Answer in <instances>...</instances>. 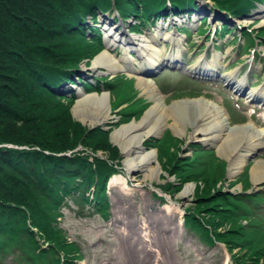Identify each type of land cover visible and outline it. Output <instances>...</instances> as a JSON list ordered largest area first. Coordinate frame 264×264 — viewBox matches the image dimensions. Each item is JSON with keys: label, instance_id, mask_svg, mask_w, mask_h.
I'll return each mask as SVG.
<instances>
[{"label": "trees", "instance_id": "trees-1", "mask_svg": "<svg viewBox=\"0 0 264 264\" xmlns=\"http://www.w3.org/2000/svg\"><path fill=\"white\" fill-rule=\"evenodd\" d=\"M211 1L235 16L264 2ZM190 7H196L194 0H0V264H79L81 249L57 220L64 199L77 194L78 203L107 211V182L120 171V152L109 141L111 126L105 130L75 121L70 114L74 98L55 92L73 82L81 63L89 64L103 48L97 14L116 9L122 19L147 25L165 15L163 9ZM95 80L108 90L113 110L127 104L118 112L120 121L141 115L146 103L135 99L133 79L118 74ZM180 142L168 131L145 140L177 180L160 187L172 192L186 182L200 183L196 206L185 210V224L206 242L222 241L231 253L238 248L244 256L239 264H255L264 256V196L222 191L217 183L226 164L198 144H190L191 155L178 156L171 149ZM240 178L247 187L246 170ZM227 223L230 227L221 232Z\"/></svg>", "mask_w": 264, "mask_h": 264}, {"label": "rangeland", "instance_id": "rangeland-1", "mask_svg": "<svg viewBox=\"0 0 264 264\" xmlns=\"http://www.w3.org/2000/svg\"><path fill=\"white\" fill-rule=\"evenodd\" d=\"M263 14L264 13H260L254 16L244 17L246 19L237 21V23L232 27L235 28L238 25L242 28H249V30L254 28L255 31L258 28H264V24H261L262 20L264 21ZM112 15H110L109 18H105L102 15L98 16L97 26L102 31V38L105 44L108 45V43H112L114 38H117L118 35H120V31H122V39L129 38L131 41L130 44L123 43V45L121 42H113L114 46H111L110 48L106 47L103 50L104 54L98 59L100 63H98L96 69V65L94 68H91L93 66V61L102 52L91 59L88 66L84 64L81 65L79 67L80 71L84 76V80L88 81H93L92 76L98 78L100 76H108L109 78H112L118 74H123L126 77L132 78L134 81V89L136 88L135 90H137L135 99L140 97L146 103L145 107H148V109L146 108L147 110L145 109L140 116L125 122L120 121V116L115 113V111H118L119 109L122 110L127 107L126 103L121 105L116 110L111 109L109 119L104 124H101L103 126H100L105 130L111 126L108 134L109 141L111 143V137H113L112 133L115 130L121 128V126L123 127V125L126 126L133 122H140L147 111L155 105L153 100L147 98V95L142 92V86L138 84L137 80L138 75L140 74L135 73L134 71L132 72L134 68L138 69V65L143 64L141 58L137 56L139 55L140 57L148 58V53H150L147 52L148 49L162 51V56L166 55V58L168 59H172L173 55L176 56V51L171 50V44L173 46L172 40H169L172 36L171 34L173 33V29L170 26L168 31L165 30L166 25L173 20L168 18L170 16H167L168 19H157L154 23H151L149 29H146L145 26L140 27L138 31L140 33L133 34L128 31V26L135 23L134 19H126L123 24H121L120 21L112 22L110 25L102 23V20L104 19H107V22L109 23ZM180 17L186 20L185 16ZM176 19L178 20L176 22L179 24V20L181 19L178 16H176ZM215 22L216 23L213 24V22H209L208 19L206 21H201L200 23L193 20L188 22L193 30V35L192 38L187 36V39H180L179 45L181 46V51L179 54L177 53V57L182 61L180 64L185 66L184 62L186 61V65L188 67L190 64L195 62L198 53L212 54V48L215 44L220 47L218 53L220 56L218 61L219 67L217 70L221 76L226 75V77H228L231 75V77H234L233 80H236V84L242 78L244 81H248L245 88L247 93L250 90L253 91V88L258 87L259 85H262L264 88V41L262 44L261 39L252 35L254 38V44L248 45V48L241 47L244 42V39L241 37L243 29H235V33H233L234 28L232 27H230L231 29L227 34L220 35L218 31L216 37H213V35H211L213 31L212 27L215 26L219 28L221 25V21L216 19ZM118 24H120L118 30H115L114 28ZM200 26L202 29H207L206 36H199L196 34V30ZM160 32H162L161 35L163 37L161 36V38H163V40H160L158 37L157 43L151 41V36H157ZM248 33H251V31ZM252 37L248 34V42ZM187 44L189 47H187ZM127 45L132 46L136 52H129ZM253 51L255 52L253 56L254 58L252 59L251 53H253ZM248 54H250V65L248 64ZM213 55H215V53ZM222 55L225 56L222 58ZM110 58L112 59L111 62H109ZM123 59L128 63V66L122 64ZM198 60H201L200 56L197 58V61ZM115 63L119 64L120 67L117 68L116 66H112ZM147 63L148 62H145V64ZM107 65L110 67L108 68ZM148 65L149 64H147V66ZM237 69V73L232 75ZM155 70H157V68ZM183 70L185 71V67L181 70L177 67L169 68L167 66H163L152 75L151 78L153 81L164 82V86H161V89H159L155 84V89L158 94L164 97V104L170 106L177 101L186 100L191 97H202L210 100V102H213L219 107L225 118V125L228 127L233 128L237 126H244L252 122L258 130L261 127L264 128V105L262 107H258L257 104H250L247 102V99L244 97L238 99L228 88L222 86V84L218 81H205L203 83H205L206 88H203L202 86L200 87L194 81H191L187 75H184L182 72ZM245 73L247 74L244 78ZM76 88L79 89V86L76 85ZM258 88H261V86ZM252 91H250L249 94ZM93 93L97 94V96L90 95L82 98H80L79 94L74 96V102H72L70 107L71 117L86 127H97V125H88L85 123V120L81 121L79 117H76L73 114L72 108L74 107H77L79 110L84 109V107L81 106L80 99L86 101L88 100L89 103H93L95 100L97 101L101 99L98 102H101L100 104L103 109L105 108L104 104H106L107 108H111V98L106 91L100 90L98 93ZM258 95L261 96V99L264 101V92L263 94L258 93ZM102 96L105 98L107 97V100L104 101ZM89 98H92V101H90ZM236 100L239 101V105L236 103ZM227 103H231L233 108L230 109ZM223 106H225L227 108L226 110H228L231 114L229 118ZM89 108L90 106L86 105V112H88ZM87 115L88 116L85 117V119L95 116L94 114ZM165 118L166 127L162 131H159L158 135L152 137L148 136L144 138V140L155 137L156 139H160L164 136V132L167 133L168 131L172 136L181 140L180 144L178 143L176 145L178 148L175 147L171 149V151L174 150L175 153L177 152L178 156L191 155L192 151L190 144H198L204 150H212L215 156L226 164L224 179H222L220 183H217V186L221 187V189L230 190L233 193L241 191V182L239 180L242 179L240 177L245 170V179H247L249 184L251 183L252 185L250 190L254 191L255 189L257 190L261 188L260 184L262 182L264 183V178L261 179L263 173L257 175L256 177H258L259 180L255 181V179H252L251 177V171L257 161L258 163L264 161V145L261 150L254 151L251 155L245 158L244 161L246 164H239L240 160L235 163L234 158L226 157L225 153H221V150H217V144L206 143L205 141L200 140L203 137H194V133L192 132L193 128L190 126L189 121H186L184 124V130L182 131L183 135L177 136L170 128L173 127V123L176 129L181 126L173 122L172 115L168 117L166 116ZM235 118L239 119V121H233ZM107 123H115V125ZM249 132L252 133L251 130ZM220 142L221 141H218L216 143L219 144ZM114 145L116 146V144ZM179 145H181L180 150ZM144 149L146 152L155 151V149L148 148L146 145L144 146ZM118 150L120 152V171L118 174L126 178L130 190L127 191L123 189L121 191L116 186H114V188L111 184H109L107 186L108 208L104 214L100 211H96L93 208V205L89 203H78L79 199L77 198V194H73L74 196L67 197L63 201L61 208L62 216L58 217V224L59 227L66 232L67 237L79 245L82 252V258L79 260V263L229 264L230 259L223 244H208L196 230L194 231L183 225L182 216L184 211L192 209V207H195L197 204L195 191L196 185H200V183L194 181L186 182L181 186L179 191H172L170 195L165 194V196L163 195V198L160 199L158 196H155V193H160L158 188L155 186L164 185L169 181L172 183L175 182L173 184L177 185L176 178L173 175H169L160 163L164 162L165 158H159L157 152L155 151L157 157L155 159L156 163L154 166L160 171L158 174L159 177L158 179H154L153 177L143 179L144 177L141 175V172L137 170H130V168L128 169L124 166L125 160L129 155L128 153L122 152L120 148H118ZM244 154L245 152L240 150V156L238 159H242ZM98 155L102 156V153L99 152ZM262 167H264V164H262ZM189 185L193 187V189H191L193 190L192 194L190 193L187 197L180 198L179 195L181 192H183V190ZM160 189L162 190L161 187ZM168 207H170L171 210H167ZM176 208L179 210H176ZM240 221L243 222L242 220ZM220 227L225 231L230 227V225L227 223ZM145 234L147 235L146 237L149 238L148 241H146ZM141 250H147V254L145 252L141 253ZM237 251L238 248H235L233 251L235 255L231 258L234 264L241 263L244 258V256H242V254H238ZM244 251L245 249H243L242 253H244ZM238 256L241 258L237 260ZM247 257L248 255L245 256V258ZM255 264H264V256L259 257Z\"/></svg>", "mask_w": 264, "mask_h": 264}, {"label": "bare ground", "instance_id": "bare-ground-1", "mask_svg": "<svg viewBox=\"0 0 264 264\" xmlns=\"http://www.w3.org/2000/svg\"><path fill=\"white\" fill-rule=\"evenodd\" d=\"M205 2L206 1H204V3ZM261 13H264V11H262ZM99 15H102L105 18H109V16L107 15V11L99 12L96 16V21H97L96 23H98ZM234 21H236V19ZM102 23L110 24L107 22V19L102 20ZM170 23H174V21L171 20L169 24ZM261 24H264L263 20ZM171 35L172 36L169 38V40L170 41L172 40L173 46L178 47L177 48L178 52L181 51V46L179 45L180 44L179 36L176 35L175 33H172ZM158 36L160 40H163L160 34H158L157 36H151V41H154L155 43H157ZM113 42H121L122 44L123 43L130 44L131 41L129 38L122 39V36L120 34L118 35L117 38H114ZM113 42L108 43L107 48L114 46ZM127 46L129 48L128 51H134V48L132 46L130 45H127ZM147 52H150L148 53L149 54L148 58H151V59H148V61L152 66L163 62L161 61L163 59L161 56L162 51H157L156 49H148ZM103 54H104V51L95 58V60L93 61V66L91 68H94V66L96 65L95 66V69H96L98 63H100L98 59L101 56H103ZM111 61L112 59L110 58L109 62ZM122 61H123L122 63L123 65L128 66V63L124 61V59ZM199 62L200 61L198 60L197 63ZM212 62L214 65L216 64L214 60ZM107 66L108 68L110 67L109 65ZM112 66H116L117 68L120 67V65L117 63L113 64ZM135 70L140 71L142 69H135ZM140 72L142 75H138V80H137L138 84L142 86L141 88L142 92L145 95H147V98L153 100L155 105H153L147 111V113L145 112L146 114L144 115V117H142L140 122L138 123L133 122L130 125H126V126L123 125V127L121 126V128L115 130L112 133L113 137H111V141L113 145L116 144V146L120 148L122 152L128 153L129 156L128 158H126L124 166L128 169L130 168V170H137L141 172V175L144 177L143 179H146L147 177L148 178L153 177L154 179H158L159 177L158 174L160 173V171L158 168L154 166V164L156 163L155 159L157 157L156 153L155 151H150V152L145 151L144 138L148 136L152 137V136L158 135V132L162 131L166 127L165 126L166 116L168 117L172 115L173 122L181 126L180 128L177 127L178 129H176L173 123L172 126L174 128L173 127L170 128L176 133L177 136L183 135L182 131L184 130V124L186 121H189L190 126L193 128L192 132L194 133V137H198V138L203 137L200 140H203L206 143L217 144V147H218L217 150L218 151L221 150V153H225L226 157L234 158L235 163L238 160H240L239 164L240 163L246 164V162L244 161L245 158L251 155L252 152L256 151L261 145H264L263 144L264 143V128L261 127L258 130V128L254 126L252 122L244 126H237L233 128L228 127L227 125H225V122H224L225 118L223 116L222 111L219 109L217 105H215L213 102H210V100H207L202 97L201 98L191 97L186 100L177 101L173 103L172 105L167 106L166 104H164V101H163L164 97L159 95L158 92L156 91L155 89L156 86H155L154 81L150 77L142 73L143 70ZM226 78H225L226 80L232 79L231 75ZM242 84L243 82L239 83V87ZM257 92H261V93L264 92L263 88L262 89L257 88V90H253L249 94L248 97H252L253 99L256 98ZM79 95H80V98L90 96V95L97 96V94L95 93L85 94L82 91H79ZM102 97L104 101L107 100V97L106 98L104 96ZM80 100H81L80 101L81 106L84 107V109L79 110L77 107L72 108L73 114L76 117H79L81 121L85 120L86 124L92 125V126H95V125L103 126L101 124H104L105 122H107V120L109 119L111 108H107L106 104H104L105 108L103 109L100 104L101 102H98L101 99L97 101L95 100L93 103H89L88 100L87 101L82 100V99ZM89 100L92 101V98H89ZM84 104L90 106L88 110L89 113L86 112L87 109H86V105ZM263 104H264V101H263ZM135 107H138V105L133 106V108ZM133 108H131L132 111H133ZM146 108L148 109V107ZM125 112L126 111H123V113ZM123 113H120V114H122L123 116ZM87 114H94L95 116L93 115L94 117L92 118L88 117L87 119H85V117L88 116ZM115 123L113 124L107 123V124L115 125ZM250 130L252 131V133L249 132ZM218 141H221V142L218 144L216 143ZM240 150H243V152H245V154L242 156L243 157L242 159H238V157L240 156L239 155ZM262 164H264V161L259 162V163L257 161L252 168L251 177L252 179H255V181L259 180L258 177H256L259 174L263 173V176L261 179L264 178V167H262ZM110 184L113 187L116 186L121 191L123 189L127 191L130 190L127 184L126 178L119 174H115L111 177ZM191 189H193L192 186L190 185L187 186L183 190V192H181L179 197L184 198V197H187L188 194L190 193L192 194L193 190ZM167 210H171V208L168 207ZM176 210H179V209L176 208ZM146 236L147 235L145 234V237ZM148 239L149 238L146 237V241H148ZM144 252L147 254V250H141V253H144Z\"/></svg>", "mask_w": 264, "mask_h": 264}]
</instances>
